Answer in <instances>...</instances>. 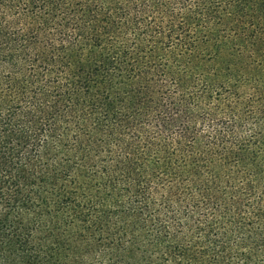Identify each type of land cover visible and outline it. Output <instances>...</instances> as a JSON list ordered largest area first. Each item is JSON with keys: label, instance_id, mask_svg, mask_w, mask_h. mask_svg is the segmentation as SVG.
Wrapping results in <instances>:
<instances>
[{"label": "trees", "instance_id": "1", "mask_svg": "<svg viewBox=\"0 0 264 264\" xmlns=\"http://www.w3.org/2000/svg\"><path fill=\"white\" fill-rule=\"evenodd\" d=\"M0 264H264V0H0Z\"/></svg>", "mask_w": 264, "mask_h": 264}]
</instances>
